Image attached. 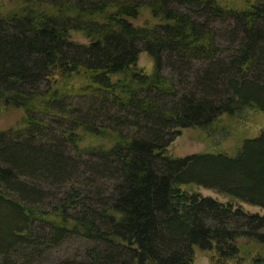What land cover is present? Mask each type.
Instances as JSON below:
<instances>
[{
    "label": "trees",
    "instance_id": "16d2710c",
    "mask_svg": "<svg viewBox=\"0 0 264 264\" xmlns=\"http://www.w3.org/2000/svg\"><path fill=\"white\" fill-rule=\"evenodd\" d=\"M5 103L25 123L0 130V264L72 237L89 245L54 264H264V214L235 203L264 208V127L234 155L169 149L264 113V0H0Z\"/></svg>",
    "mask_w": 264,
    "mask_h": 264
},
{
    "label": "rangeland",
    "instance_id": "374dc122",
    "mask_svg": "<svg viewBox=\"0 0 264 264\" xmlns=\"http://www.w3.org/2000/svg\"><path fill=\"white\" fill-rule=\"evenodd\" d=\"M4 1L7 2V0ZM219 1L226 5L243 4V0ZM155 21L156 19L153 18L150 12L145 10L135 20V23L146 24L154 23ZM73 36L80 41H86L81 34L73 33ZM137 66L145 72L151 73L153 71V60L148 53L142 51L139 54ZM165 72L169 73V70L165 69ZM1 109L0 130L19 128L25 123V114L20 107L5 103ZM263 127L264 113L259 110L247 109L238 116L224 114L209 129L197 127L181 129L177 138L170 144L169 149L174 156H185L201 152L217 153L220 151L234 155L245 137L257 136ZM99 143H101L99 138L84 133L80 144L86 146L97 145ZM197 189L204 195L216 197L224 202L230 201V198L212 189L203 187H197ZM235 203L241 204L246 210L264 214V208L258 205L238 201H235ZM88 245L89 243L81 237L69 238L59 246L48 249L41 259L35 261V264H54L60 259L78 256L84 252ZM209 256V253L202 252L199 248H196V260L194 264H211Z\"/></svg>",
    "mask_w": 264,
    "mask_h": 264
}]
</instances>
